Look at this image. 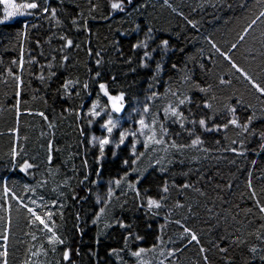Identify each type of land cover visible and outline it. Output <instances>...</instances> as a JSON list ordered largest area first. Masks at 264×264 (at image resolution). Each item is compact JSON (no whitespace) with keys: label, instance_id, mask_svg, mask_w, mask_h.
Wrapping results in <instances>:
<instances>
[{"label":"trees","instance_id":"trees-1","mask_svg":"<svg viewBox=\"0 0 264 264\" xmlns=\"http://www.w3.org/2000/svg\"><path fill=\"white\" fill-rule=\"evenodd\" d=\"M36 2L34 15L0 23V252L7 250L8 264H136L133 251L159 243L175 253L165 264H264L257 203L264 205V95L232 66L264 87V17L256 19L264 0H124L123 11L112 10L115 0ZM68 81L78 83L66 92ZM100 84L123 95L126 107L150 93L146 117L158 114L165 139L198 136L202 145L159 149L147 165L137 162L133 146L117 158L107 147L102 160L87 119L97 101V110H109ZM178 98L185 100L183 128L162 111ZM25 162L33 167L21 171ZM102 179L121 181L103 214ZM13 196L40 213L56 201L51 210L64 243L49 245L50 233L31 225ZM146 196L161 207L150 209Z\"/></svg>","mask_w":264,"mask_h":264},{"label":"snow or ice","instance_id":"snow-or-ice-1","mask_svg":"<svg viewBox=\"0 0 264 264\" xmlns=\"http://www.w3.org/2000/svg\"><path fill=\"white\" fill-rule=\"evenodd\" d=\"M133 0H127L128 4H132ZM165 3L168 2V0H164ZM0 5L3 6V18L0 19V23H5L9 18L11 17H15V16H25V15H34L35 13H33L32 11L29 10H34V9H38L40 6L39 4L36 2V0H0ZM111 8L112 10H120L123 11L124 10V0H115V2L111 3ZM42 12L44 13H48L49 9L47 7L41 8L40 9ZM51 16L55 17L56 16V12L55 10H51ZM260 17H264V12H260L259 16L256 19H260ZM73 23H75V21H73ZM256 20L252 21V24H255ZM27 27V25H25ZM195 26V25H193ZM252 25H249V28ZM63 38V37H62ZM244 37L241 36L240 39L242 40ZM163 46H167L168 41L165 40L162 42ZM66 46L67 47H71L72 46V41L71 40H67L66 41ZM135 47L139 48V47H146V45L144 44H137L135 45ZM215 47V45H214ZM233 47H235V45H233ZM217 51H219V49H217ZM222 55H224L223 53H221ZM147 56V53L145 54ZM226 59H230L229 57L225 56ZM64 59L66 60L67 57H64ZM231 62V60H230ZM99 63V61H98ZM146 66V65H145ZM232 66L234 68H236L237 71H240L242 75H244L245 79H248L250 83H252L253 87H255L257 89L258 92L261 93V95H264V87H261L259 85H257L255 82H253L251 80L250 77L247 76L246 73L242 72V70L240 68H238L234 63L232 64ZM173 67H175V65H173ZM160 71L159 66L157 67V72ZM42 78V77H41ZM224 81H222L223 83ZM74 83H78V82H73V81H68L64 84V88L65 91L67 92L70 88V86H73ZM85 88L88 87L87 84L84 85ZM100 89L103 91V94L105 96L108 97V100L111 102V106H112V110L115 112H120L121 111V104L120 102L124 99L123 95L120 96H112L109 94L108 90H107V86L105 84H100ZM169 91L171 92V89H169ZM201 91H205L204 89H201ZM70 94V93H69ZM171 94L173 96L176 95L175 92H171ZM153 96H157L156 93H153ZM185 103L184 99H179L178 98V104H173V103H169L166 107H164L162 109L164 115H165V119H167L168 117H174L176 118V120H179L181 122V127L183 128V121L186 119L183 115V113L179 110V106L183 105ZM99 106V102L97 101L96 104H94L92 106V111L89 113L92 116H98L100 115L99 112L96 111V108ZM205 107H210V105L205 104ZM143 111L145 113L149 112V108L148 106H145ZM233 112H235V109H232ZM156 118H153L150 121H146V119L141 118L138 123L140 125V135L144 136V140H143V144L145 147V150H148L149 148L152 149V151H156L157 150V146H159L160 150L164 151V152H168L169 149H173L177 152H181L185 149L188 148H192V149H198L203 141L197 136L196 138L192 139L190 143H177L175 140H166L165 137L168 136V131L164 126V123L159 121L158 119V114H155ZM176 120H174L173 122H176ZM251 121L249 120V123ZM192 123H196L195 121H192ZM199 125L203 128H205V130L211 131L212 129L207 128L206 126V121L204 119H200L198 121ZM229 123H231L232 125L236 126V127H241L244 130H247L248 128V124L245 123L243 125H241L237 119H233L231 120ZM157 125L159 126L157 129ZM117 126V123L114 122L111 117H109V119L107 120L106 123H104L103 128L106 129V131L111 134L113 132V129ZM226 127V125H225ZM132 136H136L137 133L136 132H132L130 133ZM129 135V133H121L120 136V142L123 143L124 139L126 138V136ZM189 135H192L191 132H189ZM141 141L137 140V143H140ZM110 143V140L105 137L103 139L99 140V144H100V151L101 154H103V150H104V145H107ZM235 143V141H234ZM119 146V145H117ZM235 151V150H233ZM13 155L15 156L16 153L14 152ZM132 155L134 157H136L137 159H139V157L141 155H143V153H137L135 151V145H133V149H132ZM49 162H51V156L48 157ZM163 159V158H162ZM128 161H125V164H127ZM132 163H136V161L134 160ZM157 163H160V161L158 160ZM31 167H33L31 164L25 162L23 167L21 168V171H27L28 169H30ZM120 180H116L115 184L119 185L120 184ZM130 188L135 189V185L134 184H130L129 185ZM184 187H190V185L185 184ZM5 191H7V189H5ZM31 191H35V189H31ZM162 191L164 193H167L169 191L167 184H165V186L163 187ZM113 193L111 191V189L109 190V196H111ZM255 194V193H253ZM137 195H139V192H137ZM13 199H16L17 202L20 204L21 207H24L27 212L30 214V220L29 223L31 225H33L38 231L44 232L46 231L47 233H50V235H48L46 237L47 239V243L49 245H56V244H63L64 241L62 239H60L57 235L56 232V222L53 219V217L56 215L55 212H53L51 210V208H55L57 207V202L53 201L51 208H49V206L47 204L43 205L44 211L42 213L37 212V210L33 207H29L28 204L23 203L21 198L12 197ZM42 199V198H41ZM99 202V200H98ZM30 203L32 204H36L37 208L41 207V205L37 204V201L32 200L30 201ZM259 211L260 213H264V205H259ZM147 205L148 207L151 209L153 207L155 208H160L161 204L160 202H158L155 199L149 198L147 200ZM62 207V205H61ZM104 212V208L101 207L100 209V213L103 214ZM62 215V214H61ZM264 218V217H262ZM97 219H99V216L97 217ZM38 222V223H37ZM42 226V227H40ZM121 227H124L123 224H121ZM184 232L188 233L191 237V241H198L197 236L194 233H190L189 229L184 228ZM3 239H7V236L4 235ZM37 237L35 235V232H33L32 234V240H36ZM139 239V237L137 238ZM127 246V244H126ZM0 247H3L2 245H0ZM41 249H43V244H41ZM55 250V248L53 247V251ZM222 251H226V249H221ZM253 252L256 251L255 248L251 249ZM156 251V246H153L150 249H145L143 247L139 248L137 251H133L131 254L134 258H136V264H145V260L144 257L147 255L148 252H155ZM201 251H204V249H201ZM29 252L32 256H38L40 255V251H36L33 252L32 248L29 247ZM46 254V250L45 253ZM112 254L115 255H119V251L118 250H112ZM174 252H170L168 255H174ZM7 250L5 249L4 251L0 252V257L3 258L2 262H0V264H8L7 261ZM161 255H163V252H161ZM63 259L65 261H68L71 259V251L70 250H65L63 252ZM25 264H31V260H28L25 262ZM160 264H163V260L160 261Z\"/></svg>","mask_w":264,"mask_h":264},{"label":"rangeland","instance_id":"rangeland-1","mask_svg":"<svg viewBox=\"0 0 264 264\" xmlns=\"http://www.w3.org/2000/svg\"><path fill=\"white\" fill-rule=\"evenodd\" d=\"M32 11V10H29ZM29 15L25 16H15L9 18L6 22H11L19 17H26ZM3 18V6L1 5L0 7V19ZM103 92V91H102ZM108 105H109V110L102 108L100 110L98 107L96 108V111L100 113L98 116H92L88 113L87 119H88V124H89V129H90V135H91V141L92 144L95 148H98L100 151V144L99 140L107 137L110 140V143L107 145H104V149L109 147L111 149V154L112 158H117L119 157L120 150L122 147H127L130 148L133 145L136 144L137 140H142V149H138V146H135V151L137 153H143L137 160V162L143 163V164H149L154 158H156L157 151H159V146H157L156 151H152L151 148L148 150H145L143 140L144 136L140 135L139 129L140 125L138 121L141 118L146 119V113L143 111L145 106H148L149 99H151L150 93L144 94L142 97H140L136 102L131 104L129 107H126L123 104V100L120 102L121 104V111L120 112H115L112 110L111 102L108 100V97L106 96ZM94 105L91 104V107ZM92 111V110H91ZM111 117V119L117 123V126L113 129V132L109 134L106 129L103 128L104 123L107 122V120ZM162 122V121H161ZM157 125V129H158ZM129 133V135L126 136L124 139L123 143L120 142V136L121 133ZM136 132V136H132L130 133ZM119 145V146H117ZM101 152V151H100ZM171 152V149L168 150V153ZM102 160L106 161L107 160V155L105 152L101 154ZM135 174V172H134ZM100 189L97 192V203L98 205L104 208L106 205L109 203L111 196H109V190L115 191L116 185L114 179H102L100 180ZM145 194V193H144ZM146 195V194H145ZM149 199L148 196H146V201ZM99 200V202H98ZM152 210H156L158 208H151ZM104 213V212H103ZM161 252H163V255H161ZM170 252H174L173 250H168L166 249V246L163 244L159 243L156 246V251L155 252H148L147 255L144 257L145 264H160V261L163 260V264H165V259L167 257H171L168 254Z\"/></svg>","mask_w":264,"mask_h":264}]
</instances>
